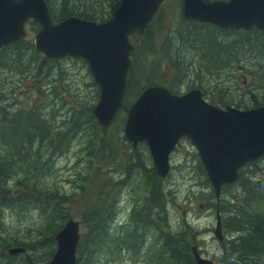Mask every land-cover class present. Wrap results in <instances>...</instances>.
Segmentation results:
<instances>
[{"label":"rangeland","instance_id":"rangeland-1","mask_svg":"<svg viewBox=\"0 0 264 264\" xmlns=\"http://www.w3.org/2000/svg\"><path fill=\"white\" fill-rule=\"evenodd\" d=\"M55 1L57 5L51 4L54 12L55 7L56 9L60 7L61 0ZM70 1L73 6L75 0ZM97 1L95 0L96 6L99 7L101 4ZM204 1L212 2L214 0ZM108 2L109 0H107ZM181 5L182 0H164L149 27L140 32L141 34L136 33L134 36L135 46H138L141 41L151 43V47H146L145 51L141 50L144 51L143 54L140 51L134 52L135 64L138 67L137 70H140V76H147L146 79H148L152 74L157 84L172 86L171 88L176 90V95H183L190 90L199 89L203 93L204 100L216 107L222 106L218 101L219 95L227 99H241L247 107H251V103L249 104L247 101L251 99L248 93H252L260 103H264V73L260 74L259 72V70H264V41L255 39L250 43L241 42L243 39L241 38L242 34L236 32H218L216 34L206 25L185 18L182 15ZM25 29L27 31L24 37L25 41H17L20 43L21 53L16 54L14 58L10 55L12 52L10 45L3 49L4 57H9V60L2 63L1 66L3 67L0 66V118L5 117V111L9 105L8 101L11 100L10 105L15 109V112L20 109L30 111L43 105L41 107L46 113L39 115L43 117L48 126L53 123V115H58L64 120L76 111L79 114V120L77 119V121L80 124L81 120L87 119L88 110L91 108L89 105L92 104L93 109L99 99V88L93 81L88 65L80 59L70 57L61 59L45 57L34 48V36L39 29L38 26L32 20H29L25 24ZM211 33L215 34L213 46L209 45V40L212 38L209 36ZM31 46L39 55L33 56L29 53V51H32ZM32 59L39 61L40 65L43 64L41 72L28 71L35 66ZM172 60L176 62V65H170ZM156 64L158 65L157 71L154 68ZM162 70L166 72V75L160 77ZM86 84H89L90 87L85 88ZM7 98L8 101H6ZM135 99H132V103ZM4 105L6 107H2ZM261 106H264V104ZM45 114L46 118H44ZM125 118L126 111L120 109L106 131L108 132L112 128L110 134L113 136L119 135V130L115 126L120 121L123 134L122 129ZM123 139V142L129 148L123 145V142H119L117 146L120 149H132L137 152L136 159L132 162L134 167L129 165L125 167V162L120 157H115L106 150L98 151L94 161H92L97 166H104L108 160H111L112 164L121 170L118 173L111 174L115 183L119 182L122 177L119 184L105 182L106 176L104 173H95L94 168L86 173V181L93 190L92 196H95L97 191L102 192L104 206H113L114 202L119 206L113 207L115 208L114 215L108 218L112 220L109 223L112 226L111 231L114 232L117 227L122 225L121 230L123 232H131V224H125L131 212L128 207L132 205L133 210L134 207L143 205L144 208L140 210L147 212L151 222L141 228L138 234L145 242L144 249H150V256L153 254V250L157 249L159 232L154 233L157 228L164 234L171 235L181 230L190 231V229H193V234H190L191 232L184 234L183 239L188 240L192 235L203 257L212 260L213 264H224L221 248L219 247L220 243L213 235L216 209L214 206L215 200L210 194L212 188L194 146L188 139L180 140L169 158V174L163 179L158 176L154 179L146 175V169L153 168V165L144 143H139L133 148L126 141L124 135ZM96 146L99 147V144L96 143ZM72 149H75V145ZM71 162L72 155L70 152L57 160L56 167L42 177V181H47L46 184L63 186L68 190L70 188V191H77L76 187L80 183H78V186H76L77 182L72 183L71 181L68 186L65 184L66 175L73 177L74 174H77H73L70 170L64 168L65 166L69 167ZM82 163L79 162V164ZM253 163L257 164L251 168L252 171L249 170V166L244 167L243 179L257 183L264 178V158ZM71 166L73 167V164ZM145 166L147 167L145 168ZM125 168H127L126 171H124ZM74 178L71 180H75ZM21 179V183L28 181L23 175L16 174V177L7 180L8 186L17 183ZM34 181L36 183L33 182V178L30 179L32 184L42 185L41 180ZM151 184L159 185H152V190L161 191L168 197L162 215L158 212V206L161 205L158 199L153 202L144 201V194ZM21 194L20 187H17L13 192V196L18 199H23L20 198ZM233 197L237 199L243 197L241 189L236 184L224 186L217 204L219 203V205L227 207L228 211L234 212L236 207H230L234 205V203H230ZM69 198H71L70 219L80 223V233H86L87 226L83 225V217L85 219L88 216L80 206V198L78 196ZM94 199L95 197H92L90 200L94 201ZM53 204L50 202V205L53 206L52 210L62 211L65 208L61 205V200L56 203L53 202ZM237 207H240L239 203ZM14 208L19 212L14 214L15 212H10L12 210L7 211L5 209L6 211L3 210L1 213L3 225L2 230H0V240L16 239L22 243L33 245L29 246L28 251L24 248L25 252L23 254L14 256L16 259L13 261H9L4 257L7 250H2L0 246V264H45L46 251L52 250L53 247L49 238L51 233L49 227H52L55 222L52 221L51 215L57 214L52 213L50 207L46 208L44 212L38 211L32 206L24 209L19 201L15 202ZM248 210L260 213V211L264 212V206H254V208ZM219 212L222 233L224 239H227L229 234L226 233H229V229L232 227L228 219L233 216V213H227L226 216L225 212ZM162 216H164L165 221ZM10 248L20 247L13 246ZM142 249L140 248L139 251H142ZM137 254L128 252L120 262L112 264H144L143 258H141L143 251L141 254L139 252Z\"/></svg>","mask_w":264,"mask_h":264},{"label":"trees","instance_id":"trees-1","mask_svg":"<svg viewBox=\"0 0 264 264\" xmlns=\"http://www.w3.org/2000/svg\"><path fill=\"white\" fill-rule=\"evenodd\" d=\"M44 1L46 2L50 17L54 23L70 17L96 23L105 22L113 16L120 2V0H109L107 3V0H98L97 2L101 5L97 7L95 0H75L73 6L70 0H61L58 9L54 6V12L51 4L54 3L53 5H57V2L55 0ZM206 27L212 29L216 34L218 32L240 33L242 34L241 38H243L241 42L250 43L255 39L264 41V33L257 30L244 32L231 31V29L224 30L210 25H206ZM136 33L141 34L135 31L130 35L133 52L130 56L126 91L123 99V105L125 106H130L132 104V99L137 98L147 87L156 85L161 86L153 79L154 77L152 74L146 79L147 76L141 77L140 70H137L138 67L135 64L136 59L134 52L140 51V53L143 54L147 49L146 47H151V43L141 41L138 46H135L134 36ZM213 33L209 35L212 37L209 40V45L212 46L215 40V34ZM24 41L25 38L18 42ZM18 42L10 45L12 48L10 55L14 58L16 54L21 53V48L19 47L20 43ZM30 48L32 49V51H29L30 54L33 56L39 55L35 51L36 49L34 50L32 46ZM3 49L4 48L0 49V66L4 61L9 60V57H4ZM141 50L144 51L142 52ZM32 60L35 62V66L28 71L35 70L41 72V66L43 64L40 65L39 61ZM45 60L49 61L47 59ZM170 65H176V62L172 60ZM154 68L155 71H157L158 65H154ZM259 72L260 74L264 73V70H259ZM164 75H166V72L162 70L160 77ZM133 82L135 83L133 84ZM89 87V84L85 85V88ZM165 87H167L171 93L176 94V90H173L171 88L172 86ZM248 94L251 99L248 100L247 103H251V107H247L241 99H227L220 95L218 96V101L219 104L222 105L221 108L231 106L238 110H248L249 108H256L264 104L260 103L258 98L252 93ZM8 98L6 101H8ZM10 101H8L9 105L7 106L8 109L5 111V117L2 119L0 118V230H2L3 225V221L1 220V213L3 210H12L13 212H10H15L14 214L19 212L14 208L16 201H19L21 207L24 209L32 206L36 210L44 212L48 207H50V211L53 209L50 202L53 204V202L56 203L58 200H61V205L65 206V208L62 211L52 210V213L57 215L50 214L52 221L55 223L52 227H49V231H51L49 238L53 247L52 250L46 251L47 258L45 259V264H47L55 251V235L61 230L68 219H70L69 208L71 206V198L69 197L73 198L78 196L80 198V206L84 209L88 217L85 219L83 217V225L87 226V232L81 233L80 242L76 250V264H112L114 262H120L128 252L138 255L137 252L141 254L142 251L143 254L141 258H143L144 264H195L191 248L193 245H196L197 242H195L192 235L188 240L183 239L184 234L190 232V234H193V229H190V231L181 230L171 235L164 234L157 228L154 231V233L159 232L157 236V249H154L153 254L150 256V249H144L145 242L142 241L138 234L141 228H144L147 223L151 222L147 212L145 210H140L144 208V206L134 207L135 209L133 210L132 205L128 207L131 212L125 224H131V232H123L121 230L123 228L122 225L117 227L113 232L111 231L112 226L109 225L112 220L108 218L114 215L115 208L113 207L119 206L116 205L115 202L113 206H104V199L101 195L102 192L97 191L95 196H92L93 190L86 181V173H88L90 169L94 168V172L96 171L95 173H104L106 176L105 182L119 184L122 181V177L120 176L121 180L119 182H113L114 179L111 177V174L118 173V171L121 170L114 166L111 160H108L104 166H97L92 162L98 151L106 150L115 157H120L122 161L125 162V167L127 165L134 167V163L132 162L136 159L137 152L132 149L122 150L117 146L119 142L122 143L124 140L121 132L122 123L120 121H118L115 126V128L119 130V135L113 136L110 134L113 130L112 128L107 132L106 129L101 128L95 118H93L91 104L89 105L91 108L88 110L87 119L81 120L80 124L77 121L79 114L78 111H76L64 120L58 115H53V123L48 126L43 117L39 115L41 113H46L43 107H41L43 105L40 104L41 106L30 111L20 109L15 112V109L10 105ZM2 107L6 106L4 105ZM44 118H46V114ZM96 143L99 144V147L96 146ZM122 144L129 148L124 142ZM26 145L27 147H25ZM74 145L75 149H72ZM11 148L14 152L11 151ZM70 152L72 155L71 165L73 164V167L70 165L64 168L70 170L73 174H77H74L75 176L73 177L66 175L65 184L68 186L71 181L72 183L77 182L76 186H78V183H80V185L76 187L77 191H70V188L68 190L60 185L46 184L47 181L43 182L42 177L46 176V174L50 173V171L56 167L57 160L68 155ZM79 162L83 163L79 164ZM256 164L257 163H250L247 166H249V170L252 171L251 168ZM146 167L147 166H145V168ZM126 170L127 168H125L124 171ZM146 170V175L148 177H157L153 168ZM243 172L244 169L240 171L239 179L235 183L241 189L243 197L240 199L233 197L230 200V203H234V205L230 207H236L234 212L228 211L227 207L219 205V203L217 204L213 191L210 193L215 200L214 206L216 210L218 209V211L225 212L226 216L227 213H233V216L228 219L232 224L229 233H226L227 235L229 234V238L223 239L222 242L218 243H220L219 247L221 248L224 264H264V212L260 211V213H255L248 210L249 208H254V206H264V178L254 183L243 179L245 174ZM16 174L23 175L28 181L21 183V179L18 180L17 183L8 186L7 180L16 177ZM32 178L34 183H36L34 180H41L40 183L42 185L37 186L32 184L30 182ZM73 178L75 180H71ZM152 185L155 184L149 186L144 194V201L153 202L158 199L161 202V205L158 206V212L162 215L164 207L167 205L168 197L161 191L152 190ZM17 187L21 188L22 194L20 198L23 199H18L13 196V192ZM92 197H95L94 201L90 200ZM238 203L240 207H237ZM162 219L165 221L164 216H162ZM151 224L154 226L153 223ZM0 241L2 250H8V248L14 246L25 248L28 251L29 246L33 245L22 243L16 239H9L8 241L7 239H1ZM140 248H143L142 251H139ZM43 254L45 255V253ZM4 257L9 261L16 259V257H11L7 254ZM131 259L140 260L137 258Z\"/></svg>","mask_w":264,"mask_h":264},{"label":"water","instance_id":"water-1","mask_svg":"<svg viewBox=\"0 0 264 264\" xmlns=\"http://www.w3.org/2000/svg\"><path fill=\"white\" fill-rule=\"evenodd\" d=\"M164 0H120L111 19L94 23L70 17L53 23L44 0H0V49L25 36L28 20L39 26L34 48L49 59L83 60L99 88L92 114L103 129L120 109L126 111L123 135L134 148L144 143L158 177L170 172L169 158L180 139H188L218 201L223 186L233 185L245 165L264 157V106L238 110L207 103L199 89L174 95L161 86L147 87L129 107L123 106L130 65L132 32H143ZM182 15L192 21L234 31L264 33V0H182ZM214 237L223 240L219 211ZM48 264H76L79 223L69 219L55 235ZM11 248L7 255L24 253ZM191 252L195 264H213Z\"/></svg>","mask_w":264,"mask_h":264},{"label":"bare ground","instance_id":"bare-ground-1","mask_svg":"<svg viewBox=\"0 0 264 264\" xmlns=\"http://www.w3.org/2000/svg\"><path fill=\"white\" fill-rule=\"evenodd\" d=\"M162 207V206H161ZM21 246V245H20ZM4 249V248H3Z\"/></svg>","mask_w":264,"mask_h":264}]
</instances>
